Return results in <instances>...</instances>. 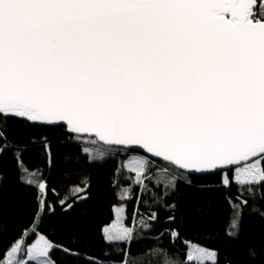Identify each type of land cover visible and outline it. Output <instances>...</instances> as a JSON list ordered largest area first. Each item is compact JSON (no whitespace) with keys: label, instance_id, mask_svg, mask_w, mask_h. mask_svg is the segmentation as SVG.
I'll list each match as a JSON object with an SVG mask.
<instances>
[{"label":"snow or ice","instance_id":"snow-or-ice-1","mask_svg":"<svg viewBox=\"0 0 264 264\" xmlns=\"http://www.w3.org/2000/svg\"><path fill=\"white\" fill-rule=\"evenodd\" d=\"M9 119L63 128L76 155L89 162L105 159L104 146L145 153L129 158L135 161L130 179L157 204L148 186L149 157L189 185L191 177L219 174L223 187L235 183L254 195L264 187V0H0V124ZM85 138L97 146L94 156ZM0 141V155L12 150L3 130ZM38 147L51 164L52 144L45 137ZM27 150L16 146L18 166ZM66 159L71 164L73 154ZM22 170L25 183L44 185L38 173ZM84 183L72 190L80 199L88 198ZM164 187L166 196L175 194L176 177ZM127 192L131 199L132 189ZM228 203L231 238L238 235L240 205L230 197ZM40 207H48L46 195ZM126 220L114 209L101 230L104 242L122 246L123 264H160L149 256L128 258L124 248L137 237ZM156 220L152 212L149 221ZM139 222L150 229L143 217ZM29 227L0 264H58L51 255L57 249L79 258L39 231V216ZM29 236L36 240L29 243ZM163 264H219V253L189 244L183 261Z\"/></svg>","mask_w":264,"mask_h":264},{"label":"trees","instance_id":"trees-1","mask_svg":"<svg viewBox=\"0 0 264 264\" xmlns=\"http://www.w3.org/2000/svg\"><path fill=\"white\" fill-rule=\"evenodd\" d=\"M0 130L5 131L13 145L11 151L0 155V256L20 238L22 230H31L34 216L43 212L39 231L55 244L80 254L79 258L72 259L57 249L51 255L58 264H88L90 259L101 264H123L122 246L105 243L101 230L112 222L114 208L125 205L129 226L139 222L140 217L151 224L149 230L141 229L140 235L136 233V240L124 248V251L130 250L129 259L149 256L160 264L165 259L183 261L188 245L196 244L217 250L219 264H264V187L253 189L254 195L235 183L225 188L219 174L191 177L189 185L179 172L166 170L162 162L153 161L147 170L151 177L148 186L159 197L157 204L151 194L141 195L130 179L134 173L124 170V162L131 156H142L140 153L103 147L101 151L106 154V160L89 162L83 153L76 155L75 142L61 127L29 125L9 119L6 125L0 124ZM45 137L52 144L51 164L38 147ZM31 141H36L37 146L33 147ZM17 145L27 146L22 165L40 173L46 192L23 181L22 167L14 158ZM87 146L90 152H96L97 146ZM69 153L74 156L71 164L66 159ZM172 177H176L177 191L166 196L164 185ZM82 181H86L83 187L87 189V199L72 194L73 189L81 187ZM129 188L131 199L127 197ZM44 195L48 207L41 209ZM137 197H140L139 204ZM229 197L240 205L238 235L231 238L226 235L232 219ZM66 198L67 203L62 205L61 201ZM146 200L152 205L150 208L145 207ZM244 200L248 201L246 205L242 203ZM68 204L72 207L68 208ZM172 204L176 205L175 209L170 207ZM152 212L157 214L156 221H149ZM170 216L175 219L170 220ZM173 231L179 233L178 239L171 236ZM28 239L31 243L36 237ZM253 250L255 256L250 255Z\"/></svg>","mask_w":264,"mask_h":264},{"label":"rangeland","instance_id":"rangeland-1","mask_svg":"<svg viewBox=\"0 0 264 264\" xmlns=\"http://www.w3.org/2000/svg\"><path fill=\"white\" fill-rule=\"evenodd\" d=\"M89 154L94 156V155H95V152L92 151V152H89ZM104 156H105V159H103V160L93 159V161H96V162H104V161L106 160V158H107L106 154H104ZM136 156H139V155H136ZM131 157H133V156H131ZM126 161H128V163H129L128 171H131V172H132V170H131V164H132V163H135V161H132V160H130V159H127ZM124 163H125V162H124ZM22 169H26V168L22 165ZM28 172H35V171H29V170H28ZM22 173H23V175H22V179H23V181H24L25 173L23 172V170H22ZM35 173L40 174V173L37 172V171H36ZM26 184H27V183H26ZM41 188H42V190L45 192V184H44L43 186H41ZM127 197H128V195H127ZM114 209H115L116 213H117L120 217H124V216H125V213H126V215H127V211H126V206H125V205H119V206H116ZM42 214H43V212H41V213L39 214V222H40V219H41V217H42ZM121 222L123 223L124 220H122ZM126 223H127V220H126ZM127 226L129 227L130 230H131V229H135V230H136V233H137L138 235L141 234V229H144V228L141 226L140 222H137L136 224H134V225H132V226H129V225L127 224ZM29 232H31V230H30ZM136 236H137V235H136ZM28 240H29V239H28ZM192 245H196V244H192ZM202 248H204V247H202ZM13 259H15V258L13 257ZM41 259H43V258H41Z\"/></svg>","mask_w":264,"mask_h":264},{"label":"water","instance_id":"water-1","mask_svg":"<svg viewBox=\"0 0 264 264\" xmlns=\"http://www.w3.org/2000/svg\"><path fill=\"white\" fill-rule=\"evenodd\" d=\"M104 147L121 149V146H104ZM137 153H140V154H142V155H145V153L140 152V151H137ZM149 158L152 159L153 161L162 162L160 159H157V158H152V157H149ZM162 163H163V162H162ZM201 176H204V175H201Z\"/></svg>","mask_w":264,"mask_h":264}]
</instances>
